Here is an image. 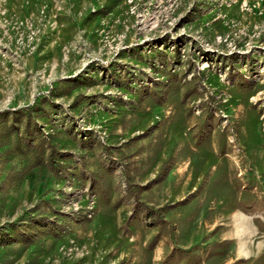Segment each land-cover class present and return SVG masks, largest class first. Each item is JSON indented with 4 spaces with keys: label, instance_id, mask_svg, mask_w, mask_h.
Segmentation results:
<instances>
[{
    "label": "rangeland",
    "instance_id": "374dc122",
    "mask_svg": "<svg viewBox=\"0 0 264 264\" xmlns=\"http://www.w3.org/2000/svg\"><path fill=\"white\" fill-rule=\"evenodd\" d=\"M0 264H264V0H0Z\"/></svg>",
    "mask_w": 264,
    "mask_h": 264
}]
</instances>
